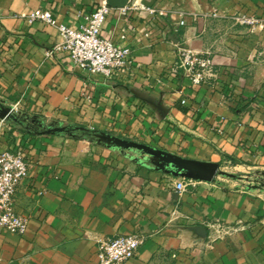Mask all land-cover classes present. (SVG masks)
I'll use <instances>...</instances> for the list:
<instances>
[{
  "label": "crops",
  "instance_id": "0c3cea01",
  "mask_svg": "<svg viewBox=\"0 0 264 264\" xmlns=\"http://www.w3.org/2000/svg\"><path fill=\"white\" fill-rule=\"evenodd\" d=\"M105 1L0 0V114L20 104L0 116V152L23 151L30 165L16 197L29 229L0 230V264H100L101 241L138 232L146 242L127 264H264V0H131L169 16L111 12L103 36L133 58L112 79L56 52L58 29L26 20L42 9L79 29ZM239 15L260 23L238 24ZM180 48L208 54L216 84L172 76ZM84 130L217 163L230 176L179 193L183 178Z\"/></svg>",
  "mask_w": 264,
  "mask_h": 264
},
{
  "label": "built area",
  "instance_id": "2783aa9c",
  "mask_svg": "<svg viewBox=\"0 0 264 264\" xmlns=\"http://www.w3.org/2000/svg\"><path fill=\"white\" fill-rule=\"evenodd\" d=\"M145 12L154 19L167 18L168 12L143 3L132 4L125 9ZM114 9L107 0L92 13L88 25L79 29L58 24L50 11L35 10L26 20L30 24L43 23L58 29L62 42L56 47V52L67 53L73 63L82 71L92 76H103L112 79L116 76L127 75L132 68L133 58L131 48L103 36L106 21ZM235 21L241 25L256 26L260 22L257 19L244 15L235 17ZM180 26H184L182 21ZM123 42L126 36L121 38ZM177 77L182 73L195 87L213 86L219 78L214 63L208 54H202L189 49L180 48L177 61L170 71ZM84 97L90 100V94ZM20 104L11 107L9 116L18 115ZM30 165L23 151L0 152V230L7 233L24 235L30 225V218L20 214L16 207V197L19 186L28 177ZM195 181L180 179L175 184L179 193L187 191L188 185ZM146 242V236L141 232L129 236H118L113 239L101 241L99 247L100 264H127L134 260Z\"/></svg>",
  "mask_w": 264,
  "mask_h": 264
},
{
  "label": "water",
  "instance_id": "95a60500",
  "mask_svg": "<svg viewBox=\"0 0 264 264\" xmlns=\"http://www.w3.org/2000/svg\"><path fill=\"white\" fill-rule=\"evenodd\" d=\"M107 3L113 9L122 10L129 6L131 0H107ZM9 112L10 110H3L0 116L6 118ZM96 138L101 144L109 148L140 153L142 155L141 162L154 167L159 172L176 178L212 183L218 176H230L223 172L217 163L186 159L161 149L124 140L107 133H97ZM198 230L204 236L208 235L206 229L198 228Z\"/></svg>",
  "mask_w": 264,
  "mask_h": 264
},
{
  "label": "trees",
  "instance_id": "16d2710c",
  "mask_svg": "<svg viewBox=\"0 0 264 264\" xmlns=\"http://www.w3.org/2000/svg\"><path fill=\"white\" fill-rule=\"evenodd\" d=\"M68 132L70 133V134H72V135H74L75 133H76V131L75 130H68ZM98 132H91V131H86V130H84L83 132H82V134L83 135H85V136H94V135H96Z\"/></svg>",
  "mask_w": 264,
  "mask_h": 264
},
{
  "label": "rangeland",
  "instance_id": "374dc122",
  "mask_svg": "<svg viewBox=\"0 0 264 264\" xmlns=\"http://www.w3.org/2000/svg\"><path fill=\"white\" fill-rule=\"evenodd\" d=\"M219 177L223 178L222 176H219Z\"/></svg>",
  "mask_w": 264,
  "mask_h": 264
}]
</instances>
